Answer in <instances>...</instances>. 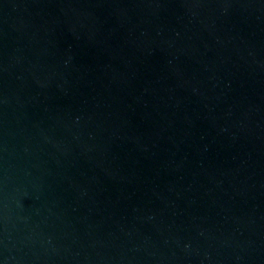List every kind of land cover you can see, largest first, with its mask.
<instances>
[{"label": "water", "instance_id": "95a60500", "mask_svg": "<svg viewBox=\"0 0 264 264\" xmlns=\"http://www.w3.org/2000/svg\"><path fill=\"white\" fill-rule=\"evenodd\" d=\"M0 264H264V0H0Z\"/></svg>", "mask_w": 264, "mask_h": 264}]
</instances>
